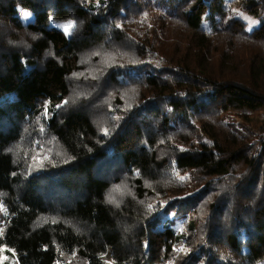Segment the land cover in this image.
<instances>
[{
    "label": "trees",
    "instance_id": "obj_1",
    "mask_svg": "<svg viewBox=\"0 0 264 264\" xmlns=\"http://www.w3.org/2000/svg\"><path fill=\"white\" fill-rule=\"evenodd\" d=\"M240 9L0 0V264H264V0Z\"/></svg>",
    "mask_w": 264,
    "mask_h": 264
},
{
    "label": "rangeland",
    "instance_id": "obj_2",
    "mask_svg": "<svg viewBox=\"0 0 264 264\" xmlns=\"http://www.w3.org/2000/svg\"><path fill=\"white\" fill-rule=\"evenodd\" d=\"M244 1L245 0H223V5L225 7H227L228 9H230L231 12L234 15L240 16L244 20H246L249 23L250 27H251V26L257 24L258 20L249 17V15H247L246 13H244L243 11H241L240 6L242 4H244ZM68 23L73 24V21L72 20H68L66 22H54V24H55L56 27H58V25H65V24H68ZM206 25H207V23L205 22V26ZM60 28L64 31V29L62 27H60ZM250 116L251 117H249V118L246 119L250 127L254 126V128H255L256 125H258V124L261 123V117H260L261 114H255V115H250ZM256 129H257V127H256ZM256 132H257V130H256ZM108 197L110 198V200H115V201L117 200V195L113 194V192H111V193L109 192ZM168 217L171 218L172 217V214H169ZM176 224H177V226L174 228L175 231H179L180 229H183L185 226H187V223L185 224L184 220H178L176 222ZM4 258H5V256L2 254L0 256V260L3 261ZM73 258L75 259V262H80V261L77 260V258H75V257H73ZM70 261H72V258H70L68 260V264H71ZM75 262L73 261V263H75ZM77 264H79V263H77Z\"/></svg>",
    "mask_w": 264,
    "mask_h": 264
},
{
    "label": "snow or ice",
    "instance_id": "obj_3",
    "mask_svg": "<svg viewBox=\"0 0 264 264\" xmlns=\"http://www.w3.org/2000/svg\"><path fill=\"white\" fill-rule=\"evenodd\" d=\"M28 14L25 13V16H27ZM58 27H62L65 31V34H69L70 35V29H72L74 27L73 24L71 23H68V24H65V25H58ZM105 134H107V129H105ZM151 207V206H150Z\"/></svg>",
    "mask_w": 264,
    "mask_h": 264
}]
</instances>
